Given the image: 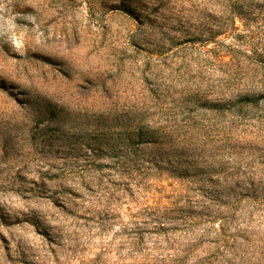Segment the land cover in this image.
Listing matches in <instances>:
<instances>
[{
  "label": "rangeland",
  "instance_id": "rangeland-1",
  "mask_svg": "<svg viewBox=\"0 0 264 264\" xmlns=\"http://www.w3.org/2000/svg\"><path fill=\"white\" fill-rule=\"evenodd\" d=\"M0 264H264V0H0Z\"/></svg>",
  "mask_w": 264,
  "mask_h": 264
}]
</instances>
